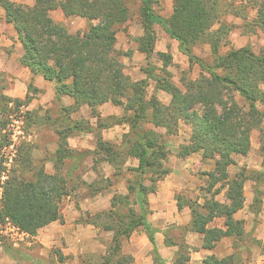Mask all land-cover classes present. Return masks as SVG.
<instances>
[{
	"label": "trees",
	"instance_id": "1",
	"mask_svg": "<svg viewBox=\"0 0 264 264\" xmlns=\"http://www.w3.org/2000/svg\"><path fill=\"white\" fill-rule=\"evenodd\" d=\"M28 1L0 0L6 22L13 24L22 43L21 65L34 76L41 75L53 82L57 100L64 96L72 98L73 103L63 107L68 114L87 105L92 114L97 115L98 107L110 102L123 107L124 116L115 120L113 115L110 122L98 119V128L123 123L130 127L120 145L126 149L120 151L114 143L98 134L94 151V165L101 160L110 162L116 177L122 168L118 164H125L129 157L139 161L138 166L129 167L130 171L140 175L136 183L128 181L129 192L114 194L110 209L86 218L92 219L87 220L88 223L96 227L102 223V229L113 232V253L106 264L117 254H122L123 240L140 226L154 246V264H167L156 246V230L147 222L148 195L157 190L158 182L170 172L163 163L167 153L163 151L160 157L157 155L164 135L156 129L164 128L166 134H176L181 121L191 127V136L188 144L180 148L179 155L185 157L199 152L204 159L215 160L214 169L207 173L211 179V197L203 204L191 205L192 217L185 226L186 231L201 234L205 250L214 249L225 238L234 239V244L243 239L246 236L244 220L235 215L245 206V184L251 178L250 174L264 177V171L249 172L247 167L238 166L235 156L248 155L252 131L261 128L264 121V112L258 106L264 104V49L256 52L249 45L231 48L211 64L195 54V46L206 43H211L213 51L217 52L222 38H228L235 27L234 23L228 25L222 20L225 14L221 10L222 0H173V11L168 17L156 12L154 4L158 0H140L144 34L137 38L138 50L146 54L147 60L152 57L157 40L155 25H160L170 38L178 41L179 50L189 62L199 64L202 69L201 78L187 83L185 90L170 79L159 80V88L171 95L169 104L155 95L148 98L147 79L133 80L125 73L118 58L123 53L115 49L117 32L130 16L126 0H30L31 4ZM250 2L257 12L256 17L250 19L240 7H236L235 16H242L244 20L243 33L264 32V0ZM57 8H61L66 16L86 18L90 22L89 28L83 33H70L51 16V11ZM161 54L164 70L168 72L172 55ZM32 89L38 90L30 84ZM235 93L249 102L248 109L239 103ZM31 99L28 94L23 101L15 99V103L27 104ZM67 121L68 125L57 130L59 145L54 173L46 171L43 161L34 159L33 147L26 142L17 151L15 162L18 167L12 168L11 174L0 184L1 216L9 217L30 235H36L54 221L64 222L61 203L70 194L69 180L74 179V170L83 166L84 159L90 154L88 150L69 147L68 137L72 130H85L86 127ZM144 125L152 127L145 128ZM122 154H125L124 158H120ZM68 161L73 162L64 173L63 167ZM231 166L239 167L234 175L229 172ZM150 172H155L157 178H150L149 185L145 179ZM105 182L108 180L99 177L90 183L84 180L83 185L94 194L107 189ZM111 184L109 180L108 187ZM225 188L227 201L221 202L216 196ZM178 208H183L179 200ZM103 217L104 223L100 222ZM217 219H221L220 224ZM167 240L168 246L177 247L171 264H187L191 250L196 248L187 241ZM123 256L125 264H131L132 256ZM202 262L244 264L236 252L222 257L212 253Z\"/></svg>",
	"mask_w": 264,
	"mask_h": 264
},
{
	"label": "rangeland",
	"instance_id": "2",
	"mask_svg": "<svg viewBox=\"0 0 264 264\" xmlns=\"http://www.w3.org/2000/svg\"><path fill=\"white\" fill-rule=\"evenodd\" d=\"M167 1L168 0H158L154 4L156 12L166 17L170 15L167 8ZM250 1L251 0L221 1V10L225 12L222 16V20L228 25L234 23L235 27L229 34L228 38H222L218 44L219 48L217 52L213 51L211 43L198 44L195 46V54L204 62L211 64L215 58L226 53L231 48H240L249 45L256 52H260L261 49H264V32L258 30L254 34L243 33L242 26L244 24V20L242 19V16H235V12H237L236 7H240L243 14L246 16L248 15L250 19L256 17L257 12L250 6ZM28 2L31 4L30 0ZM126 2L130 9V16L127 22H125L117 32V43L115 49L117 51H122L123 53L119 55L118 58L123 64L125 73L130 75L133 80L147 79L148 98L155 95L163 103L169 104L171 95L159 88V80L164 78L170 79L174 84L185 90L187 83L201 78L202 69L197 63L191 64L188 57L180 50H174L173 41L168 37L167 33L160 25H155L157 40L153 55L149 60H147L146 54L138 50L139 43L137 41V38L144 34L141 2L140 0H126ZM0 8L3 10L1 6ZM50 14L57 22L63 24L70 33H83L90 26V22L86 18L76 15L66 16L61 8L51 11ZM216 27L217 25L215 28ZM136 49L141 54L134 55ZM161 53H168L172 55V62L167 67L168 72H165L164 70V58ZM31 84L33 85V83ZM1 85L2 84H0V87ZM35 93L36 92L32 89V93L29 92L28 94L33 99ZM235 94L239 103L243 105L245 109H248L250 107L249 102L242 98L238 93ZM25 99L19 100L23 101ZM61 101L62 100H58L57 105H52L48 109H45L44 107L30 109V102L27 104L17 105L15 103V99L4 96L0 88V184L6 179L7 175L11 174L10 171L12 168L18 167L19 164L15 162V159L17 157L18 148L21 144L27 142L33 147V154L36 155L34 159L37 162L43 160L46 161L52 158L51 155H53V151L45 152V144L41 143V139L39 138V142L37 143L34 138L31 137L34 134L33 132L35 129H37L38 132L42 134L43 138H47L48 136L50 142L53 138L51 133L48 132L46 134L44 132L45 126L41 127L40 125H34L35 121L40 120L41 122H44L47 120L54 122L56 125H50L49 128L58 129L63 125L65 126V120H69L70 122L79 121V123H81L84 127H90L91 122H98V119H100V121L110 122L113 115L115 120L120 118L122 119L124 116L123 107L116 106L110 102L111 106H99L97 115L92 114L91 108H87L86 105L85 108L80 109L78 112L68 114V112L63 109L64 104ZM258 106H260V109H263L264 111V104L259 103ZM144 127L150 128L152 126L144 125ZM156 130L164 135L160 143V149L157 151V155L159 157L163 151L167 153V159L163 161L164 166L169 169L170 172L173 170V166L180 168L184 167L186 170L185 172L184 170H177V173L181 175V179H188V182L184 185L182 184L180 190L175 192L177 202L179 200V203H181L183 207L187 206L190 209L193 203L203 204L206 199L211 197V179L207 173L214 169L215 160L204 159L202 154L199 152L185 157H181L179 155L180 148H182L185 144H188L191 136V127L184 121L180 122V127L176 134H166V130L164 128H158ZM122 141L123 138L121 141L119 140L114 143L120 151H123L121 148L126 149L125 146H120ZM251 141L252 146L248 155L235 156L238 166L247 167L249 172L264 171V121L261 128L254 129L252 131ZM258 147L259 150H257ZM88 156L90 155L88 154L86 159L89 158ZM124 157L125 154L120 156V158ZM132 162V158L129 157L125 164L122 162L118 164L119 167L121 166L122 168L119 175L114 177L115 182L120 184L128 180L132 183H136L140 179L139 174L129 170V167H134ZM185 164H187L186 167L184 166ZM82 165L83 166L79 167L74 172V179L69 180L70 194L67 195L61 203V209L63 212L68 210L70 203L74 202L78 205V202L81 200L83 201V207L85 205L83 211L90 214L88 210V202L85 200V194L89 192H85V189L87 188L83 185L85 179L84 177L86 176L89 165L85 163ZM68 167L69 165L65 164L63 172H65ZM238 168L239 167L231 166L229 168L231 175H234L239 170ZM118 172L119 171H117V173ZM170 172L163 179H165ZM152 177L157 178V174L155 172H150L145 179V183L150 185V178ZM250 177L251 178L248 179L245 184V204H250L249 210L258 212L262 203H264V177H258V175L252 173L250 174ZM107 180L108 182H105V188L110 189V187H108V183L109 180L113 183V180ZM1 195L2 188H0V207ZM131 198L134 200L135 194H133ZM216 199L221 202L227 201L226 188L216 196ZM135 207L139 211L138 205H135ZM101 211H104V208ZM123 211H126V209ZM247 214V210L244 209L238 211L235 216L238 219H243L244 225L247 226V228H250L252 226V221H247L244 218ZM263 214L264 213H262V215ZM0 217L3 216L0 214ZM83 217L85 216H81L79 219L81 229L78 233L80 237L75 235L73 237L66 236V238L63 235H59L58 230H53L48 231L50 232L49 234L52 235L53 233H57L59 236L55 234V238L40 240L37 233L36 235L29 234V237L19 241L16 245L8 241L4 242L3 246L0 247V264H106L107 258H109L110 254L113 253V243L111 242V234L113 233L102 229V223L100 224V227H97V231V228L88 225L87 220L91 221L92 219H86ZM100 222H105L104 217ZM217 223L220 224L221 219H217ZM186 225L187 224L177 225L176 223L164 224L165 228L162 231L164 232L165 238L168 239L167 241L172 240L175 243H183L187 241L188 231H186ZM246 229V236H244L243 239L237 240V244H234V239L232 238H225L221 244L219 243L220 245L218 244L219 246L216 249V251H218V256L222 257L227 255L229 248L232 246L231 248H233L234 252L238 253V256L241 257L244 264H256L259 259L258 256L264 254V244L262 241L257 240L256 237L253 236L252 232H248ZM96 231L98 232L97 236H95L96 233H94ZM48 232L46 234H48ZM166 246L168 245L165 242L164 247ZM191 247L194 248V246ZM192 251L193 250H191V252ZM207 255L210 254H206L205 256ZM164 256L167 258H163L167 261V263H169V258L175 256V252L173 253L172 248H170V250L166 249ZM123 257L125 256L119 253L111 259L109 264H125L126 262ZM121 260L122 263H118ZM173 260L174 257L172 258L171 263Z\"/></svg>",
	"mask_w": 264,
	"mask_h": 264
},
{
	"label": "crops",
	"instance_id": "3",
	"mask_svg": "<svg viewBox=\"0 0 264 264\" xmlns=\"http://www.w3.org/2000/svg\"><path fill=\"white\" fill-rule=\"evenodd\" d=\"M167 8L168 12L171 14L173 11V0L167 1ZM168 37L170 38L169 35ZM170 39L173 41L174 50L179 51L178 41L172 38ZM22 53V43L18 38L16 30L12 24L6 22V20L4 19V11L0 8V84H2L0 88L2 94L12 99H25L29 92L32 93V90H30V84L33 83L34 88H37L38 90H34L36 93L34 95V98L31 99L29 103L30 109H38L39 107H44L45 109H48L52 105H57L58 100L56 99L54 83L46 80L40 75L34 76L33 73L27 67L21 65L19 59ZM136 54L141 53L136 49L134 55ZM61 100L64 106H68L73 103L72 98L69 96H64ZM102 106L111 105L108 102L103 104ZM86 107L88 108L89 106L86 105ZM82 108H85V105H83L80 109ZM260 110L263 111V109ZM75 122L76 124H79V121ZM64 124L68 125L69 123L67 120H65ZM34 125H40L41 127L45 126L44 132L46 134L48 132L52 134L53 138L51 142L48 139V136L47 138H43L42 134L39 133L37 129H35V131L33 132L34 134L31 137L34 138L35 142L37 143L39 142V138L41 139V143L45 144V152L53 151V155H51L52 158L46 161L43 160V162L45 161L44 164L46 171L49 173H54L56 170V151L59 145V136L57 134V130L65 126L63 125L58 129H50V125L56 124L47 120H45L44 122H41L40 120L35 121ZM128 131L129 127L126 124H114L111 126H104L102 128H98L97 121L91 122V126L86 127L85 130H81L79 128L72 130L71 135L68 137L69 147L78 151L88 150L90 153V156H88L89 158L83 161V163L89 165L84 180L90 183L96 178L102 176L104 179L113 180V183L111 184V186H109L110 189H107L105 191L100 190L94 194L87 193L88 191L87 189H85V192L87 193L85 194V200L86 202H88V210L90 214L83 211V208L85 207V205L83 207V201L80 200L78 202V205H76V203L74 202L70 203V206H68V210L63 212L61 209L64 216V222L61 223L57 220L41 228L37 235L40 240L55 238V236L58 234L63 235L65 237H73L75 235H78V237H80L78 231L81 229V226L79 224V219L81 218V216H85L83 218H88L90 215L93 216L96 215L98 212H101L103 208L104 210H108L111 208V200L114 194H127L129 192L128 180L120 184H118V182H115V168L110 162L106 160H101L100 163L94 165V151L97 148V135L100 134L104 140L116 143L119 140L121 141L125 133H127ZM257 150H259V147ZM33 157H36V155L33 154ZM132 160V165L134 167L139 165L138 159L132 158ZM72 162L73 161H68L65 163L70 166ZM184 166L186 167L187 164H185ZM68 168L65 170L64 173L69 170ZM76 170H74V172ZM177 170H184V172L186 171L184 167L180 168L173 166V170L170 172V174L165 179L160 180L158 182L157 190L154 193L148 195L150 212L147 214V222L156 230V246L162 257H166L164 256V252L166 249L170 250V248H172L173 253L176 250L175 246L164 247L166 239L164 236V232L162 231L165 228L164 224L176 223L177 225H184L189 224L191 221V209L187 206L183 207L182 209H179L178 202L175 198V192L177 190H180L182 184L184 185L188 182V179H181V175L177 173ZM249 206L250 204H245L244 209L247 210L248 214L244 218L247 221L251 220L252 226L250 228H247V226H245V229L247 228L246 231L252 232L253 236L256 237L257 240L262 241L264 244V214L262 215V213H264V203H262L258 212L249 210ZM89 218H91V216ZM88 225L97 228L91 223H88ZM53 230H58L59 233H53L52 235H50V232L48 231ZM96 230L98 231V228ZM97 231L94 232L96 233L95 236H97L98 234ZM47 232L48 234H46ZM112 237L113 234H111V239ZM223 241L224 239L219 243L221 244ZM187 242L191 246H194L196 248V250H193L190 253L191 258L187 264H202V259L206 254L215 253L216 255H218V251H216V249L220 244L218 243L219 245L217 244V246L212 250L203 249L202 235L197 232L189 231L187 234ZM231 247L229 248L227 254L234 252L233 248ZM153 251L154 246L149 240L148 233L141 226L136 228L132 232V234L129 237L125 238L122 242V254L132 256L133 260L131 264H154ZM173 257L174 256L169 258V263H171ZM258 258L259 259L256 264H264V254H261L260 256H258Z\"/></svg>",
	"mask_w": 264,
	"mask_h": 264
},
{
	"label": "built area",
	"instance_id": "4",
	"mask_svg": "<svg viewBox=\"0 0 264 264\" xmlns=\"http://www.w3.org/2000/svg\"><path fill=\"white\" fill-rule=\"evenodd\" d=\"M27 237H29V234L23 231L9 217H0V247L6 241L16 245Z\"/></svg>",
	"mask_w": 264,
	"mask_h": 264
}]
</instances>
